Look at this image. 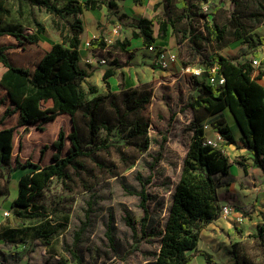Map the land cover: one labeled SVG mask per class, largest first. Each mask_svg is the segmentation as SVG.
Segmentation results:
<instances>
[{"label": "rangeland", "instance_id": "rangeland-1", "mask_svg": "<svg viewBox=\"0 0 264 264\" xmlns=\"http://www.w3.org/2000/svg\"><path fill=\"white\" fill-rule=\"evenodd\" d=\"M151 1L146 0V4L143 5L146 11L134 18L121 16L122 12L117 8L110 11L108 17L112 22L108 24L116 23L112 25L110 34L105 35L108 45L102 51H95L96 56L104 57L108 65H115L118 79L120 83L123 81L125 86L123 90L119 88L114 92L104 93L107 94V98L99 109V118L116 122L124 113L122 105L124 91L139 90L141 93L148 91L152 95L151 102L140 113V116L149 121L147 138L132 139L123 145V137L129 135L130 128L118 130L117 137L110 141L118 140L123 145L121 150L111 146L109 150H97L91 156L81 158L79 161L81 166L78 169L69 168L71 178L66 181L54 178L38 198L37 204L25 210L23 216L11 210V199L19 190L20 176L31 169L13 168L8 171L0 166V189H3L6 180L10 179V195L0 197V213L4 209L10 210L11 213L6 219L0 218V231L2 228L18 230L16 238L25 240L19 245H6L0 241L1 262L7 256L11 262L9 264H153L161 245V236L158 232L165 226L184 159L193 141L196 111L187 106L189 97L199 92L202 81L210 82L212 75L208 61L217 52L234 59L252 60L256 52L264 53V45H260V50H250L241 39L233 40L224 47H219L215 41L205 39L199 41L202 43L201 48L192 45L189 38L204 31L205 19L212 21L213 13L218 7L219 22L230 16L235 8L230 1L225 3L222 0L197 1V15L193 19L194 33L190 31L186 19H175L181 13L177 7V0L171 4L159 0L161 4L157 7V3L151 5ZM8 7L10 13L4 24H19L25 33H38L37 22L45 26V32L40 33V45L43 48L50 45L53 37L60 35L54 21L68 23L67 19L55 17L27 0H11ZM144 16L175 19L167 38L157 42L177 55V61L168 68L158 67L154 53L147 50L145 45L134 52L133 56L114 47L117 39H121L118 36L130 37L126 33L129 31L131 34L133 29L131 25L136 19ZM88 27L91 25L88 24ZM154 29L157 34L158 22H155ZM253 33L264 36V24L258 25ZM0 42L8 46V56L17 66L32 68L43 54L42 48L20 42L12 35L0 36ZM128 48L131 49L133 46ZM262 68L264 63L257 68L253 76L256 77ZM89 85L85 86V90L91 98L92 95L88 92ZM6 95V91L0 86V99H6ZM50 104L51 102H47L43 106ZM3 112L0 109V116ZM197 114L204 116L203 123L209 125L206 129V136L209 137H215L218 132L213 125L216 119H224L225 125L231 123L228 118L231 113L228 109L217 116H206L202 112ZM137 116L138 114H131L129 120H134ZM78 120L81 134L88 137L83 112L79 113ZM232 126L231 132L238 134L239 127L236 124ZM61 129L66 134L73 130L69 115L60 116L55 121L45 124L43 130L36 126H28V130H25V127H18L14 135L13 165L17 158L22 162L30 159L34 162L42 160V163H47L52 149H46L43 155L41 149L46 144L51 145ZM165 137L167 141L163 157L152 169L151 165ZM105 138L106 131L102 129L97 141H103ZM225 142L218 145L224 151ZM145 144H148L147 148ZM236 147L240 149L246 146L241 141L240 147L237 144ZM248 154L246 152L234 161H245ZM215 177L220 184L221 199L229 202L233 211L211 225V229L221 234L223 247L232 244L241 255L247 254L257 264H264V245L259 238L251 236L256 234L258 229L264 231V207L258 208L257 202L254 201L260 193H264L263 183L255 185V189L251 190L252 186L228 184L227 181H232L229 180L230 174ZM143 189L149 197L147 206L150 216L144 230L142 218L145 212L141 206V196L138 194ZM231 189L242 198L241 202H235V194ZM233 212H238L239 216L232 223L230 217ZM240 217L256 221V230L251 235L246 236L242 233ZM128 219L132 221L133 226L128 224ZM226 220H229L231 225L221 223ZM39 234L45 236L42 239H35ZM205 237L206 234L201 236L200 244L203 246L206 243ZM32 243L36 247L28 254L26 249ZM130 250L134 252L129 254ZM19 256L22 258L15 261L14 258Z\"/></svg>", "mask_w": 264, "mask_h": 264}, {"label": "trees", "instance_id": "trees-1", "mask_svg": "<svg viewBox=\"0 0 264 264\" xmlns=\"http://www.w3.org/2000/svg\"><path fill=\"white\" fill-rule=\"evenodd\" d=\"M11 0H0V36L12 35L18 41L38 46L40 38L38 33L45 32V26L37 22L38 33H25L19 24H4L9 16L8 3ZM30 4L44 8L55 17L68 20L73 16L74 20L61 24L54 21L55 28L60 32L61 42L54 44L32 68L17 66L11 62L7 50L8 46L0 42V86L6 91V99H0V109L4 112L0 116V166L8 171L13 168H30L31 170L22 174L19 178V190L17 197L12 201L11 210L18 215H25V210L33 208L37 200L54 179L62 181L69 180L70 167L78 169L79 161L85 156H91L97 150H109L114 146L121 150L124 144L132 139L140 137L147 138L149 121L140 116V113L151 102V93L148 91L131 90L124 91L122 105L124 113L116 122L101 120L99 109L105 102L107 94L99 93L97 86L89 85L88 97L84 82L90 73L80 64L81 35L84 32V20L82 14L85 10H94L102 7L105 3L111 11L118 7L121 0H69L63 6L58 0H27ZM138 5H145L146 0H134ZM174 3V0H165ZM197 1L205 0H177V7L181 13L175 19L188 21L191 32L193 19L197 15ZM230 1L235 5L230 16L223 22L217 20L218 7L213 13L212 21L205 19L204 31L189 38L195 48H201L200 40H212L224 47L233 40H243L252 50L264 45V36L253 33L255 28L264 24V0H222L223 3ZM161 3L158 2L156 7ZM175 19L147 18L136 19L133 26L132 36L142 37L144 45L148 48L157 45L158 40L167 38L170 26L175 24ZM159 23L158 34L155 35L154 24ZM189 33V30H187ZM131 44L130 39L117 40L114 47L130 53L134 50L127 49ZM95 51L106 49L105 36L101 34L91 40ZM96 55V54H95ZM255 56H259L256 52ZM264 63V59L262 60ZM218 68L219 74L226 79L224 85L212 84L202 81L197 94L188 99L187 106L196 111L193 141L189 152L184 159L179 182L175 187L172 202L168 210L165 226L158 234L161 236V245L153 264H190L192 259L200 254L204 255L208 264H220L215 256L207 250L200 249L202 231L208 225L218 220L222 215V200L219 194L220 184L216 175L224 177L230 174L232 163L222 148L206 144V130L204 128V116L197 113L202 112L206 116H217L228 109L234 116L238 127L242 132L241 141L252 152L254 165L264 172V85L254 77L256 67L252 60L234 59L217 52L208 61V68ZM117 74L116 67L108 68L104 73V80L109 88V93L114 92L108 83V78ZM123 78V73H121ZM120 88H125L124 82ZM108 93V94H109ZM9 102V103H8ZM51 102L44 107V103ZM83 112L86 118L88 137H83L79 128V113ZM70 115L73 122V130L66 134L61 129L58 137L51 145L46 144L41 149L43 155L46 149L51 148L52 153L47 163L34 162L27 159L22 162L16 159L13 165L14 135L18 127L36 126L44 129V125L55 121L59 115ZM131 114H138L134 120H129ZM15 119V123L13 120ZM224 119H216L214 127L225 138V147L236 143L231 127L224 124ZM130 128L129 135L123 137L124 143L110 141L117 137L118 130ZM106 131V138L98 142L100 130ZM165 141L164 138L159 152L154 158L151 168L154 169L162 159ZM148 144H145V148ZM44 161V160H43ZM237 163L248 171L250 165L242 160ZM15 166V167H14ZM10 179L6 180L1 196L10 195ZM230 184L229 181H227ZM141 196V206L145 215L142 218V229L148 224L149 208L147 206L148 195L143 189L138 193ZM128 224L133 223L128 219ZM15 229H1L0 240L6 245H19L25 240L16 238ZM45 235L39 234L35 239H42ZM261 240L264 245V231L258 229L252 234ZM77 245V241L75 243ZM35 244L29 245L30 254ZM234 254L239 264H257L251 256L241 255L235 247ZM134 251L130 250L129 254ZM5 256V255H4ZM22 257L14 258L19 261ZM7 256L3 261L6 262Z\"/></svg>", "mask_w": 264, "mask_h": 264}, {"label": "crops", "instance_id": "crops-1", "mask_svg": "<svg viewBox=\"0 0 264 264\" xmlns=\"http://www.w3.org/2000/svg\"><path fill=\"white\" fill-rule=\"evenodd\" d=\"M61 1L62 2H60V4L63 6L69 0H61ZM81 1H84V0H81ZM102 1L106 2L108 0H102ZM158 2H159V0H156V1L152 0L151 5L158 3ZM117 9H118V11L122 12L121 16H124L125 18H128V17L134 18V17H137L139 15H143L144 12L146 11L145 6L136 4L134 0L118 1ZM109 13H110V11H109L107 5L105 3H103L101 8L94 9V10H85L84 13L82 14V19L84 20V32L81 35L80 64L82 67L87 69V71L90 73V76L87 77L86 81L84 82V87L87 84L95 85V86H97L99 93H101V94H104L105 92H109V88L107 87V84H106L104 77H103L104 73L108 68L115 66V65H110V64L108 65L107 63L106 64H100V63L95 62V61L93 63H87V58L95 55V49L88 48L86 46V42L91 41L94 38H97L101 34H103L104 36L106 34H110L112 25H114L116 22H114L112 25L108 24V22H112V20H109V17H108ZM68 20H70L72 22L74 20L73 16H68ZM88 24L91 25L90 28L88 27ZM154 31H155V29H154ZM132 33H133V29L131 30V34L129 33V31L126 33L127 36H130V37H125V38L130 39V41H131V44L129 46H133V48H131V49L127 48V49H129L130 51L134 50V52H136L138 49H140L144 45V42H143L142 37L134 38L132 36ZM128 34H130V35H128ZM157 34L155 33V35H157ZM38 35L40 38V42H39V45L37 47L42 48V52H43V54L40 56V58L44 54H46L54 44L61 42L60 37H59L60 35H59L56 38L53 37V40L50 42V45L48 47L43 48L40 45L41 44V34L38 33ZM118 38H121L119 40L125 39L123 37V35L118 36ZM156 44L158 46L165 47L163 45H159L158 43H156ZM249 49L252 50L251 48H249ZM147 50H148V48H147ZM256 50H260V46H258ZM102 58H104V57H102ZM254 58L263 60L264 59V53L259 52V56L254 55ZM256 77H259L258 81L262 85H264V68H262V70L260 72H258ZM94 78H95V80H94ZM107 81H108L112 91L119 90L121 83H120V80L118 79V74L111 76L110 78H108ZM65 115H67V114L59 115L57 118H59L60 116H65ZM70 118H71V116H70ZM228 118L231 122L229 124L231 127V130L233 127L232 124H236V126H238L236 123V120L232 114H230L228 116ZM71 121H72V118H71ZM238 132H239L238 134H236L235 132H232L235 136L236 143L231 144L229 146H226L225 147L226 150L224 151L225 154L229 157L230 162L232 163V165L230 167V177H229V180L232 179V181H229V182L232 184V186L233 185H239V186L243 185L245 187L252 186L253 188H251V190H254L255 185H261V183H263V186H264V172L260 168H258L257 166L254 165V156L248 148L245 147V148L237 149L236 144L239 145V147L241 145L240 139L242 137V132H241L240 128H239ZM246 152H248L249 154L246 155L248 159L245 160L244 162H246L250 165V168L248 171H245L244 168L241 167L237 163V161L236 162L234 161L235 159H238L240 156H243L244 154H246ZM231 190L235 194V190H233V189H231ZM263 194L264 193H260V195L258 197H256L254 200L255 202H257L256 206L258 208L264 207V195ZM17 195H18V192H16V195L11 199V201H13L17 197ZM241 201H242V198L240 196H238L237 194H235V202H241ZM224 204H229V202H225L222 200V205H224ZM4 210H2V212L0 213L1 219L2 218L5 219L2 215ZM238 216H239L238 212H233V215L230 217L231 218L230 221H232V223L235 222L234 220ZM1 219H0V223H1ZM222 219H223V217H220L218 220L210 223L208 225V227L202 231L201 236H204L206 234V237H205L206 243L203 246L199 242V247H200V249L207 250L208 252L212 253L215 256L216 260L220 264H239L235 254H234L233 245L230 244L229 246L225 245V247H223L222 243H221V240L223 237L221 236L220 233L215 232V230L213 228L211 229V225H214L215 222H219ZM221 223L222 224L227 223V224L231 225V222H229V220H226V221L221 222ZM240 226L243 229L242 233L246 236H249L252 234V232H254V230H256L257 223H256V221L249 220L248 218H243L240 221ZM8 260H9V258L7 259L6 262H4L2 260L3 262L0 261V264L11 263ZM195 263L208 264L205 256L200 255V254L196 255L192 259L190 264H195Z\"/></svg>", "mask_w": 264, "mask_h": 264}, {"label": "built area", "instance_id": "built-area-1", "mask_svg": "<svg viewBox=\"0 0 264 264\" xmlns=\"http://www.w3.org/2000/svg\"><path fill=\"white\" fill-rule=\"evenodd\" d=\"M86 46L88 48H92L91 41H87ZM148 50L150 52L154 53L155 62L158 65V67H160V68H168L171 64H173L174 62L177 61V55L175 53H173L172 51H170L166 47H161L158 45H152V46L148 47ZM94 61L98 62L100 64H106L107 63V60L105 58H102V57H99L96 55H93V56H90L87 58V63H93ZM252 61H253V64L255 67L257 66V68H259L262 66V63H263L262 60L257 59V58H253ZM257 68H256V70H257ZM210 72L212 75V77L210 79V83L217 84V85H224L225 84L226 79L223 75L219 74L218 68L216 66L213 67L210 70ZM204 128H205V130L208 129L209 125L205 124ZM224 141H226L225 138L219 132H217L215 137L206 136V138H205L206 144L213 145L217 148H219L218 145ZM232 211H233V207L230 204L222 205L221 217H223V218L227 217L230 213H232ZM10 214H11L10 210H4L2 213V215L5 219L8 218L10 216ZM241 219H243V217L239 218L240 221H241Z\"/></svg>", "mask_w": 264, "mask_h": 264}]
</instances>
